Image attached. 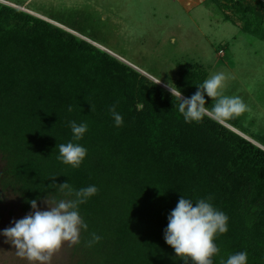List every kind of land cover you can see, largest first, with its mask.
<instances>
[{
    "label": "trees",
    "instance_id": "trees-1",
    "mask_svg": "<svg viewBox=\"0 0 264 264\" xmlns=\"http://www.w3.org/2000/svg\"><path fill=\"white\" fill-rule=\"evenodd\" d=\"M220 5L225 20L234 16L242 31L264 38L263 1ZM195 67L176 80L186 98L207 78ZM178 104L167 87L108 51L0 1L1 183L15 189L24 211L49 194L75 198L56 185L97 187L78 208L88 225L76 244L81 264H185L164 238L181 197L204 199L228 217L213 264L239 252H247V264H264V148L227 126L240 130L239 118L187 123ZM111 106L123 117L120 127ZM72 121L87 124L78 141ZM68 142L87 149L79 168L57 158ZM92 233L101 239L89 246Z\"/></svg>",
    "mask_w": 264,
    "mask_h": 264
},
{
    "label": "rangeland",
    "instance_id": "rangeland-1",
    "mask_svg": "<svg viewBox=\"0 0 264 264\" xmlns=\"http://www.w3.org/2000/svg\"><path fill=\"white\" fill-rule=\"evenodd\" d=\"M6 1L60 22L165 85L175 87L180 72L196 68V63L207 71L206 79L223 72L225 94L241 97L249 108L238 117L237 127L264 144V38L242 31L234 16L225 20L222 0L199 4L198 0ZM5 170L0 153V232L33 211L22 209L15 189L3 187ZM37 206L48 210L44 199ZM6 239L0 235V264H28ZM79 255L76 244L66 242L48 264H81Z\"/></svg>",
    "mask_w": 264,
    "mask_h": 264
},
{
    "label": "clouds",
    "instance_id": "clouds-1",
    "mask_svg": "<svg viewBox=\"0 0 264 264\" xmlns=\"http://www.w3.org/2000/svg\"><path fill=\"white\" fill-rule=\"evenodd\" d=\"M227 77L223 72L212 74L190 98H184L175 86L166 85L173 97L178 101V110L185 122H200L209 116L217 123L224 125L228 121L240 117L249 110L248 105L239 96L225 94ZM160 83V82H159ZM205 93L212 99L211 108L206 107ZM71 111V108H69ZM115 126L123 125V117L116 112L115 106L109 108ZM74 140L82 139L87 131V124L70 122ZM57 157L66 165L79 168L87 155V149L68 142L59 144ZM55 177H53L54 179ZM58 186L61 193L74 196V199H57L48 195L44 199L48 210H41L37 201H30L32 212L24 218L13 221L14 226L4 229L0 235L6 237L16 249V255L28 264H48L51 257L66 243L77 244L80 241L81 229L88 225L79 215V205L98 192L96 186H88L74 190L66 182ZM228 217L215 209L211 203L201 199L195 204L181 197L168 217L165 230V241L170 245L177 257L185 264H213V257L219 252L215 244L218 234L228 231ZM89 246L100 241L101 237L92 233ZM226 264H247V252L230 255Z\"/></svg>",
    "mask_w": 264,
    "mask_h": 264
},
{
    "label": "crops",
    "instance_id": "crops-1",
    "mask_svg": "<svg viewBox=\"0 0 264 264\" xmlns=\"http://www.w3.org/2000/svg\"><path fill=\"white\" fill-rule=\"evenodd\" d=\"M1 1H2V2H5L6 4H9V5H12V6H15V7L21 8V9H24V10H26V11H28V12L34 14V15H37V16H39V17H41V18H44V19H46V20H49V21H51V22H53V23H55V24H57V25H59V26H61V27H64V28H66V29H69V31L71 30L73 33L75 32L73 29L68 28L67 26L61 24L60 22H58V21H56V20H54V19H52V18H50V17H48V16H46V15H44V14H41V13H38V12L32 10V9H29V8H27L26 6H20V5H18V4H15V3H12V2H10V1H6V0H1ZM207 1H208V0H198V3H197V4H199V3H201V2L205 3V2H207ZM261 1L264 2V0H261ZM239 24L241 25V22H239ZM75 34H76V33H75ZM224 47H226V46H224ZM224 47L221 48V49H223V53H221V51H220V53H221L222 55H224V54L226 53ZM221 49H220V50H221ZM236 130L239 131V132H241V131L238 130V129H236Z\"/></svg>",
    "mask_w": 264,
    "mask_h": 264
},
{
    "label": "water",
    "instance_id": "water-1",
    "mask_svg": "<svg viewBox=\"0 0 264 264\" xmlns=\"http://www.w3.org/2000/svg\"><path fill=\"white\" fill-rule=\"evenodd\" d=\"M72 32V31H71ZM120 59V58H119ZM125 62V61H124ZM132 66V65H131ZM143 74H145V73H143ZM148 76V75H147ZM149 77V76H148ZM154 81H156V82H158L159 83V81L158 80H156V79H154L153 77H151ZM160 84L161 85H163V86H165L166 87V85L165 84H163V83H161L160 82ZM168 88V87H167ZM183 96V95H182ZM184 97V96H183ZM184 98H186V97H184ZM225 125H227V124H225ZM227 126H229V125H227ZM232 130H234L235 132H237V133H239V134H241L242 136H244V137H246L244 134H242L241 132H239V131H237L236 129H234L233 127H231V126H229ZM248 140H250V141H252V142H254L251 138H249V137H246ZM255 143V142H254ZM255 144H257V143H255ZM257 145H259L260 147H262V148H264L263 146H261L260 144H257Z\"/></svg>",
    "mask_w": 264,
    "mask_h": 264
},
{
    "label": "built area",
    "instance_id": "built-area-1",
    "mask_svg": "<svg viewBox=\"0 0 264 264\" xmlns=\"http://www.w3.org/2000/svg\"><path fill=\"white\" fill-rule=\"evenodd\" d=\"M221 53H223V50H221Z\"/></svg>",
    "mask_w": 264,
    "mask_h": 264
}]
</instances>
